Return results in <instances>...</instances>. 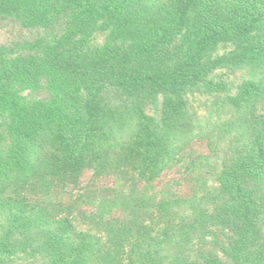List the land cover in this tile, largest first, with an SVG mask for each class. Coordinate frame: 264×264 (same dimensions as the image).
<instances>
[{"label": "trees", "instance_id": "16d2710c", "mask_svg": "<svg viewBox=\"0 0 264 264\" xmlns=\"http://www.w3.org/2000/svg\"><path fill=\"white\" fill-rule=\"evenodd\" d=\"M3 24L0 264H264V0H0Z\"/></svg>", "mask_w": 264, "mask_h": 264}, {"label": "rangeland", "instance_id": "374dc122", "mask_svg": "<svg viewBox=\"0 0 264 264\" xmlns=\"http://www.w3.org/2000/svg\"><path fill=\"white\" fill-rule=\"evenodd\" d=\"M11 31H12L11 25H9V24L8 25H6V24L0 25V42H4L6 39H9L11 36L18 33V32H14V34H13V32H11ZM199 100H197V103L195 104V106L197 107L198 112L202 115L201 117H203L204 116L203 111H204L207 104H204L203 102H199ZM194 148H196L197 150H202L203 145L201 143H198L194 146ZM178 176H179V173H176V172L175 173H169L165 178H162L161 180H159V183L157 185L159 186V188H163V189L177 188V185L174 184L172 179L174 177H178ZM79 187L81 188V190H79V189L74 190V192H77L76 194H78L79 192H83L84 190H90L91 189L92 192L90 194L93 196V194H95V193H97V194L101 193L100 188H102V192L106 191L107 189H105V188L111 187V184H110V180L108 178H103V179L97 180L96 182L93 183L92 178H91V173H86L84 175L82 183ZM80 226L82 228H86V225H84L83 223H80Z\"/></svg>", "mask_w": 264, "mask_h": 264}]
</instances>
